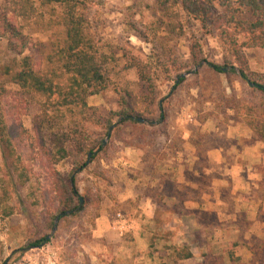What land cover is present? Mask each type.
<instances>
[{"label": "rangeland", "instance_id": "rangeland-1", "mask_svg": "<svg viewBox=\"0 0 264 264\" xmlns=\"http://www.w3.org/2000/svg\"><path fill=\"white\" fill-rule=\"evenodd\" d=\"M35 5L34 15L20 23L31 39L28 54L36 70L49 74L51 69L55 70V65L49 59L53 58L64 40L60 25L61 8L41 5L39 2ZM84 15L89 45L108 60L111 59L108 69L112 65L114 69H110L109 77L113 86L120 90L115 92L110 88L87 99L88 106L96 111L83 136L87 140H100L101 147L108 145L106 162H99L106 170L108 182L94 180L89 169L78 175L76 185L79 199L90 191L91 203L82 213L66 219V222L60 219L67 216L68 212L57 215L56 229L52 232L56 218L50 226L49 216L54 211V206L50 205L54 192L50 191L57 190L53 187V178L58 175L66 179L72 169V160L68 158L50 166L47 156L43 152L39 153V141L30 146L28 138L23 141L16 138V152L33 177L31 187L18 188L11 178L12 169L4 160L0 144V264H175L174 252L171 253L175 238L164 236L171 243L168 244L170 246H164L162 242L155 241L153 224L149 226L150 230H143L144 224L139 217L141 211L138 209L142 187H123L127 173L141 184L139 173L135 174L136 169L125 171L123 166L118 169L112 164L116 154L123 150L120 140L129 141L132 138L136 141L139 135L131 125H125L120 128L119 134H113L123 117L113 119L111 126H114L107 140V134H104L111 127L105 129L107 122L115 113L123 111V94L139 90L134 84L137 83L135 70L123 71L122 67L129 65V59L141 60L152 52L158 53L164 62H168L167 74H158L155 78H160L156 79L158 101L159 104L166 101L164 112L169 126L181 115L185 118V114H188L197 121H203L209 116L228 115L236 109L240 114L250 111L260 125V120L264 119V95L249 91L250 86L234 74H216L206 67L205 62L225 67L235 62V59L228 47L219 41L217 31L212 26H209L208 31L203 30L197 20L183 11L180 0H88ZM219 15L220 10L216 8L211 13L209 24ZM237 19L248 21L250 18L242 10ZM238 37L237 41L240 42L242 38ZM191 52L205 62L194 67L191 64ZM241 55L248 72L264 77V48L242 49ZM12 61L13 55L6 51L1 41L0 69L11 65ZM194 69L195 72L183 78L184 82L178 84L171 94L170 89L174 87L178 76ZM196 72L197 75H194ZM164 78L167 81H161ZM126 81L131 84L126 86ZM8 82L0 70V89L7 91L0 96V112L5 115L8 130L13 135L21 129L30 132L38 106L43 100L40 97L30 100L23 93L15 92ZM229 97H233V100L226 105L224 100ZM162 98L164 100L160 101ZM130 101L136 109L141 110V106H146L141 104L140 97ZM235 101L241 106L235 107ZM144 115L151 120L157 119L155 109ZM76 119L75 115L68 114L62 122L72 123ZM170 134L177 137L179 133L174 130ZM44 140L48 142L46 138ZM104 140L106 142L103 145ZM126 190L133 192L135 200L121 201L120 197ZM147 190V195L153 197L154 187H148ZM166 190L169 188L166 187ZM31 191H34V196L43 194V202L38 206L32 204ZM103 212L109 213L113 221L119 214L126 224L132 222L135 230L123 231L120 236L112 238L109 245L102 246L101 241L93 239V230L97 213L100 216ZM45 236H50L49 243H46L48 240L42 241Z\"/></svg>", "mask_w": 264, "mask_h": 264}, {"label": "trees", "instance_id": "trees-1", "mask_svg": "<svg viewBox=\"0 0 264 264\" xmlns=\"http://www.w3.org/2000/svg\"><path fill=\"white\" fill-rule=\"evenodd\" d=\"M36 2L61 8L60 25L64 31V40L53 58L49 59V62L55 65V70L51 69L49 74L36 70L32 57L28 54L31 39L23 31L20 23L34 15ZM87 2L88 0H0V42H4L6 51L13 55L14 61L11 65L2 66L1 74L7 78L15 92L23 93L30 100L36 97L43 100L38 106L33 119V129L30 132L21 129L19 133L13 135L8 130L5 115L0 112V144L3 148L4 160L12 169L11 178L14 179V185L18 188L31 187L33 178L28 173L21 156L16 152L14 147L16 138H20L21 141L28 138L30 146L39 141L40 143H37L39 153L43 152L47 156L50 166H55L68 158L72 160V169L66 179L58 175L53 178V187L57 190L50 191L54 192V198L50 201V205L54 206V211H50V226L57 215L68 212L67 216L60 219L61 222L68 220L82 213L91 203L90 191L87 196H80L83 203L79 202L76 185L78 175L89 169L94 180L99 183L108 182L106 170L99 163L102 160L106 162L108 145L101 147L100 140H87L83 136L87 124L91 123L96 111L88 106L87 99L100 95L110 88H113L115 92L120 90L113 86L112 79L109 77L110 69H114L113 65L108 69L111 59L108 60L104 54L95 51L89 45L86 34L87 20L84 15ZM180 4L184 12L201 24L203 30L208 31L209 26H212L217 31L219 41L228 47L231 56L235 59V62L221 67L199 60L196 54L191 52L193 60L191 64L195 67L205 62L206 67L216 74L225 76L234 74L247 85L248 83L254 85L248 87L249 91L264 95V77L248 72L241 55L242 49L264 48V0H180ZM216 8L220 10V15L213 20L212 24H209L211 13ZM242 10L248 14L250 18L248 21L237 19ZM238 36L242 38L240 42L237 41ZM128 62H130L129 65L125 64L122 67L123 71L135 70L137 83L134 84L139 90L127 91L123 94V111L115 113L113 118L107 122L105 129L111 126L114 118L123 117L122 122L114 128L113 134H119L120 128L125 125H131L132 129L139 134L136 141L132 138L129 141L121 139L123 146L137 149L148 148L153 155L164 157L167 150L175 148V143L170 139L169 122L164 112L166 101L162 104L158 101L159 91L156 79L160 78H155V76L167 74L168 62H164L155 52L141 60L129 59ZM194 75H197V72ZM161 81H167V78ZM182 82L184 79L180 78L178 84ZM129 84L131 83L126 81L125 85L129 86ZM176 86L170 89L171 94ZM6 92L4 88L0 89V96ZM136 97L141 98V104H146L145 107L141 106V110L129 103ZM232 98L225 99L224 103L228 105L232 102ZM238 106L241 105L235 101V107L238 108ZM152 108L155 109L156 120L144 117L145 113L153 111ZM236 110L239 112L238 109ZM246 112L243 113L245 121L264 141V119L260 120V125H258V121L250 111ZM68 114L75 115L77 119L72 123L67 121L64 124L62 120ZM138 118L148 120L150 123H139L136 120ZM26 134H29V137H26ZM89 154L91 157L87 160ZM90 166H93V169H90ZM31 192L33 194L31 195L33 196L32 204L38 206L43 202V194L34 196V191ZM99 193L96 192V194ZM98 216L97 213L95 218ZM87 237L90 238L89 235ZM49 242L50 240L46 243ZM173 252L175 262L192 257L185 248L175 249Z\"/></svg>", "mask_w": 264, "mask_h": 264}, {"label": "crops", "instance_id": "crops-1", "mask_svg": "<svg viewBox=\"0 0 264 264\" xmlns=\"http://www.w3.org/2000/svg\"><path fill=\"white\" fill-rule=\"evenodd\" d=\"M244 117L237 111L203 121L181 115L169 126L179 134H170L175 148L164 157L129 146L116 154L113 165L141 177L140 184L127 173L123 187H142L143 230L153 224L157 243L170 246L164 236L173 237L171 253H191L175 264H264V141ZM132 193L126 190L121 201L135 200ZM111 218L103 212L95 221L93 239L102 246L122 234ZM124 223V231L135 230Z\"/></svg>", "mask_w": 264, "mask_h": 264}, {"label": "water", "instance_id": "water-1", "mask_svg": "<svg viewBox=\"0 0 264 264\" xmlns=\"http://www.w3.org/2000/svg\"><path fill=\"white\" fill-rule=\"evenodd\" d=\"M195 70H196V69H194L193 71H191V72H189V73H185V74H181V75H179L178 78H177L176 81H175V85H174V86H176V85L179 83V79H180V78H182V79L185 78L187 75L194 73ZM248 85H249L250 87H253V86H254V85L251 84V83H248ZM138 122L143 123L144 121H143L142 119H138ZM113 126H114V125H112V126L108 129V133H107V136H106V140L109 138V134L111 133V130H112V127H113ZM105 142H106V141L104 140V141L102 142V144L104 145ZM90 157H91V154L88 155L87 159H89ZM79 202L82 203V199H81V198L79 199ZM58 218H59V216L56 217V220H55V223H54V227H53V229H52V232H54L55 229H56V224H57ZM49 238H50V236H46L45 239H44V241L48 240Z\"/></svg>", "mask_w": 264, "mask_h": 264}, {"label": "built area", "instance_id": "built-area-1", "mask_svg": "<svg viewBox=\"0 0 264 264\" xmlns=\"http://www.w3.org/2000/svg\"><path fill=\"white\" fill-rule=\"evenodd\" d=\"M116 222H117V229L120 233H123V227L125 226V221L121 219V216L118 214L117 215V219H116Z\"/></svg>", "mask_w": 264, "mask_h": 264}]
</instances>
